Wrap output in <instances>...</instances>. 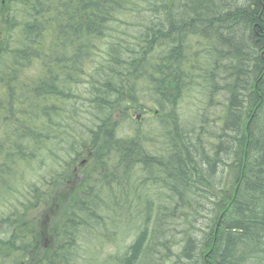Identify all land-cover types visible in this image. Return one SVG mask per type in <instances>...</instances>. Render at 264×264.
<instances>
[{
	"label": "trees",
	"instance_id": "obj_1",
	"mask_svg": "<svg viewBox=\"0 0 264 264\" xmlns=\"http://www.w3.org/2000/svg\"><path fill=\"white\" fill-rule=\"evenodd\" d=\"M4 200L0 264H74L117 206L131 249L87 264L264 259V0H0Z\"/></svg>",
	"mask_w": 264,
	"mask_h": 264
},
{
	"label": "rangeland",
	"instance_id": "obj_2",
	"mask_svg": "<svg viewBox=\"0 0 264 264\" xmlns=\"http://www.w3.org/2000/svg\"><path fill=\"white\" fill-rule=\"evenodd\" d=\"M137 26H138V24H136V27ZM151 98H154V96L152 94H147L145 96H142V100H145L146 102H148L149 100H151ZM212 101H213L214 108L210 110V113H213L212 115H214L215 112H216V110L218 109V111H219L221 108L218 107V101L216 99H213ZM149 103H152V102H149ZM183 104L184 105L181 106L180 112L182 113L183 118L185 120L190 118L187 121L189 122L191 120L190 123H192L193 122V119H194V116H195V112H199V110L202 108V105L201 104L199 105V103H196V102H190L189 100H186L185 103H183ZM189 105H190V107H189ZM148 106H152V105L149 104ZM188 112H190V114H193L194 113L193 114V117L191 115L192 118L190 117V114ZM144 117L146 119H150V118L153 117V113L146 114ZM138 119H140V117H138ZM148 123H152V122H148ZM149 138L150 139H155V136L153 134H151ZM154 144L157 145V146H160V143H159L158 140H156V141L153 140V143L151 144V147H150L152 152H156L157 151V150H153L152 149L153 146L157 148V146H155ZM161 147H162V141H161L160 148ZM74 167L77 168V169L80 168V162L76 166H74ZM146 183H148V185ZM149 183H151V182H149V181L143 182L142 183L143 187L141 189H139V190L142 191V192H148L149 191V194L150 195H155V192L157 190V187L154 186L155 182H154V184H152L153 182L151 183L153 186L151 184H149ZM149 186H151V187L149 188ZM117 193L115 195H113L112 201L113 200H116L115 197H116V195H118ZM74 197H75V195H73L69 200L70 201H74ZM103 197L104 198H107L108 195H103ZM133 199H135V198L132 197V199H130L129 201L131 202ZM140 201L143 202L142 199ZM96 202H98V201H96ZM1 204L3 206L0 209V216L1 215H5L6 216L8 214V211H9V208H7L6 205L7 204H10V202L4 200V201L1 202ZM119 210H120V207H118V206L115 207L109 213V215H111V216H109L108 219H105L103 221L104 228L106 229V231L104 230V228H101L100 229V233L101 234H105L104 237H102V238L99 239V236L98 235L91 234L89 236L90 239H91L90 241L84 240L83 243H81V242L79 243L77 241V244H78L77 245V255H78V258L75 259L76 262H74V264H76V263L77 264H87L86 261L84 260V256H86L87 251H90V250H91L90 251L91 253L92 252L95 253V251H99L101 253V256H102L101 257L102 258V261L105 260V258H109V256L111 254H114V255L118 254L120 257H123V258L127 255V253L129 252V249H131V245L135 241V238L137 236V230H135V229L132 230V228L129 226L128 223H126L125 221H122V220H126V219L123 216H121V217L118 216V211ZM40 211L41 212L38 211L40 214L45 213V212H52V215H51V221H52V223L50 224V226H53V225L57 226V225H59V223L62 220V213L61 212L59 213L56 210L42 211V209ZM38 212L35 211V210L27 211V217H31V218L32 217H35V215L38 214ZM14 214H15V217H16V215H19L18 212L17 213H14ZM59 218H60V221H59ZM115 219H118V220H115ZM128 245H129V247H128ZM255 257H253V258H255ZM247 263L248 264H264V259L261 258V257H258V259H253L250 262V259L249 258H247V259L245 258V260L241 264H247Z\"/></svg>",
	"mask_w": 264,
	"mask_h": 264
},
{
	"label": "bare ground",
	"instance_id": "obj_3",
	"mask_svg": "<svg viewBox=\"0 0 264 264\" xmlns=\"http://www.w3.org/2000/svg\"><path fill=\"white\" fill-rule=\"evenodd\" d=\"M229 1H230V0H229ZM233 3H234V2H233ZM207 14H208V13H207ZM133 19H135V18H133ZM157 19H158V18H157ZM248 29H249V28H248ZM247 35H248V34H247ZM215 38H216V37H215ZM202 40H203V39H202ZM194 41H195V40H194ZM204 42H205V41H204ZM186 43H187V42H186ZM185 45H186V44H185ZM197 46H198V45H197ZM213 47H214V46H213ZM187 48H188V47H187ZM186 50H187V49H186ZM214 50H215V49H214ZM202 51H203V50H202ZM214 52H215V51H214ZM189 54H190V53H189ZM197 54H198V53H197ZM205 55H206V54H205ZM208 55H209V54H208ZM189 56H190V55H189ZM189 58H190V57H189ZM198 58H199V57H198ZM192 60H193V59H192ZM212 60H213V59H212ZM216 60H217V59H216ZM219 60H220V59H219ZM194 61H195V60H194ZM226 62H227V61H226ZM222 63H223V61H222ZM222 63H221V64H222ZM187 64H188V63H187ZM207 64H208V63H207ZM213 65L215 66V64H213ZM217 65H218V64H217ZM217 65H216V66H217ZM224 65H225V64H224ZM226 65H227V64H226ZM180 66H181V65H180ZM209 66H210V65H209ZM209 66H208V67H209ZM220 66H223V64L220 65ZM210 67H212V66H210ZM187 68H188V67H187ZM220 68H221V67H220ZM206 69L208 70V69H210V68H206ZM216 69H217V68H215V71H216ZM223 69H224V68H223ZM182 70H183V69H182ZM192 70H193V69H192ZM210 70H211V69H210ZM212 70H213V69H212ZM220 70H221V69H220ZM210 72H211V71H210ZM210 72H208V73H210ZM217 72H218V71H217ZM192 73H193V72H192ZM212 73H213V71H212ZM212 73H210V74H212ZM145 74H146V73H145ZM187 74H188V73H187ZM194 74H195V73H194ZM206 74H207V73H206ZM206 74H205V75H206ZM210 74H207L206 76H208V75H210ZM220 74H221V73H220ZM161 77H162V76H161ZM183 77H184V76H183ZM217 77H218V76H217ZM250 80H251V79H250ZM196 83H197V82H196ZM213 83H214V82H213ZM255 84H256V83H255ZM244 85H245V84H244ZM214 86H215V85H214ZM262 89H263V88H262ZM182 91H183V88H182ZM183 92H184V91H183ZM185 92H186V90H185ZM243 92H244V91H243ZM181 93H182V92H181ZM186 93H187V92H186ZM201 93H202V92H201ZM182 94H183V93H182ZM182 94H181V96H182ZM184 94H185V93H184ZM187 94H188V93H187ZM206 95H208V94H206ZM183 96H185V95H183ZM200 96H201V95H200ZM186 97H187V95H186ZM197 97H198V96H197ZM179 98H180V97H179ZM184 98H185V97H184ZM189 98L191 99V96H189ZM192 98H193V97H192ZM181 99H182V98H181ZM176 100H177V99H176ZM192 100H193V99H192ZM182 102H183V101H181V103H182ZM184 103H185V101H184ZM89 104H90V103H89ZM178 104H179V103H178ZM186 104H187V103H186ZM190 104H191V103H190ZM183 105H184V104H183ZM199 105H200V104H199ZM180 107H181V106H180ZM180 107H179V108H180ZM189 107H190V105H189ZM191 107H192V106H191ZM200 107H201V106H200ZM187 108H188V107H187ZM90 109H91V108H90ZM183 110H184V109H183ZM191 110H192V109H191ZM176 111H177V110H176ZM192 112H193V111H192ZM192 112H191V113H192ZM199 112H200V111H199ZM54 113H55V112H54ZM188 113L190 114V112H188ZM200 113H201V112H200ZM203 113H204V112H203ZM193 114H194V113H193ZM193 114H190V117H191V115H192V117H193ZM54 115H55V114H54ZM195 115H196V114H195ZM181 116H182V115H181ZM181 116H179V117H181ZM55 117H56V116H55ZM186 117H187V116H186ZM188 117H189V116H188ZM192 117H191V118H192ZM194 117H195V116H194ZM196 117H197V116H196ZM196 117H195V118H196ZM198 117H199V116H198ZM198 117H197L196 119H199V118H200V117H199V118H198ZM61 119H62V118H61ZM181 119H182V118H181ZM181 119H180V120H181ZM183 119H184V118H183ZM189 119H190V118H189ZM189 119H186V120H189ZM67 120H68V119H67ZM169 120H170V119H169ZM184 120H185V119H184ZM199 120H200V119H199ZM181 122H183V121L181 120ZM185 122H186V121L183 122L184 125H186ZM189 122H191V120H190ZM195 122H196V121H195ZM197 123H198V122H197ZM199 123H200V122H199ZM199 123H198V124H199ZM189 125H190V124H189ZM189 125H188V126H189ZM192 126H193V125H192ZM195 126H196V125H195ZM184 128H185V127H184ZM193 128H194V127H193ZM195 128H196V127H195ZM191 129H192V128H191ZM197 129H198V128H197ZM186 130H187V129L185 128V131H186ZM142 131H143V130H142ZM192 131H193V129H192ZM192 131H191V132H192ZM194 131H195V130H194ZM187 132H190V131L187 130ZM216 132H217V131H216ZM140 133H141V132H140ZM150 133H151V132H150ZM158 134H159V133H158ZM213 134H214V133H213ZM214 135H216V133H215ZM214 135H213V136H214ZM159 136H160V135H159ZM217 137H218V136H217ZM217 137H215V138H217ZM219 138H220V137H219ZM156 139H157V138H156ZM216 140H217V139H216ZM143 141H144V140H143ZM159 143H161V142H159ZM212 145H213V144H212ZM160 146H161V145H160ZM203 149H204V148H203ZM205 150H206V149H205ZM171 152H172V151H171ZM199 152H200V151H199ZM224 160H225V159H224ZM209 161H210V160H209ZM225 161H226V160H225ZM135 164H136V163H135ZM142 164H143V163H142ZM220 165H221V164H220ZM227 166H228V165H227ZM138 167H139V166H138ZM231 167H232V166H231ZM219 169H220V168H219ZM132 171H133V170H132ZM145 172H146V171H145ZM145 175H146V174H145ZM150 176H151V175H150ZM198 176H199V175H198ZM261 176H262V175H261ZM195 178H196V177H195ZM149 179H150V178H149ZM151 179H152V178H151ZM147 180H148V179H147ZM153 181H154V180H153ZM231 181H232V180H231ZM130 182H131V181H130ZM155 182H156V181H155ZM242 182H243V181H242ZM159 183H162V182H159ZM116 184H117V183H116ZM146 184L148 185V183H146ZM146 184H145V185H146ZM149 184H151V183H149ZM152 184H154V182H153ZM152 184H151V185H152ZM155 184H156V183H155ZM155 184H154V185H155ZM226 185H227V184H226ZM226 185H225V186H226ZM228 185H229V184H228ZM114 186H115V185H114ZM117 186H118V185H117ZM152 186H153V185H152ZM150 187H151V186H149V188H150ZM156 187H158V185H157ZM162 187H163V186H162ZM219 187H220V186H219ZM110 188H111V187H110ZM147 188H148V187H147ZM160 188H161V187H160ZM161 189H163V188H161ZM164 189H165V188H164ZM229 189L231 190V188H229ZM147 191H148V190H147ZM154 191H155V190H154ZM169 191H170V190H169ZM148 192H149V191H148ZM227 192H229V191H227ZM230 192H232V191H230ZM155 194H158V193H155ZM162 195H163V194H162ZM167 195H168V194H166V196H167ZM156 196H157V195H156ZM156 196H155V197H156ZM168 196H169V195H168ZM153 197H154V196H153ZM153 197H152V198H153ZM156 198H157V197H156ZM158 198H159V197H158ZM158 198L155 199V200H158ZM167 198H169V197H167ZM149 199H151V198H149ZM149 199H148V200H149ZM153 199H154V198H153ZM212 199H213V198H212ZM151 200H152V199H151ZM179 200H180V199H179ZM147 202H148V201H147ZM154 202H158V201H154ZM190 202H191V201H190ZM230 202H231V201H230ZM145 203H146V202H145ZM167 203H168V202H167ZM147 204H148V203H147ZM147 204H146V205H147ZM154 205H155V204H154ZM156 205H157V204H156ZM172 205H173V204H172ZM145 207H146V206H145ZM141 208H142V207H141ZM145 209H146V208H145ZM100 210H101V209H100ZM90 211H91V210H90ZM101 211H102V210H101ZM135 211H137V210H135ZM98 212H99V211H98ZM80 213H81V211H80ZM143 213H144V211H143ZM143 213H142V214H143ZM133 214H134V213H133ZM226 214H227V213H226ZM96 215H97V214H96ZM211 216H213V215H211ZM223 216H224V215H223ZM137 217H138V216H137ZM139 217H140V216H139ZM141 217H142V216H141ZM133 218H134V217H133ZM216 218H217V217H216ZM153 219H154V218H153ZM131 220H132V219H131ZM183 220H184V219H183ZM169 221H170V220H169ZM215 222H216V221H215ZM152 223H153V222H152ZM199 223H200V222H199ZM82 224H83V223H82ZM217 225H218V224H217ZM217 225H216V226H217ZM220 226H221V225H220ZM224 226H225V225H224ZM89 227H90V226H89ZM171 227H172V226H171ZM180 228H181V227H180ZM191 228H192V227H191ZM221 228H222V227H221ZM177 229H178V228H177ZM130 230H131V229H130ZM139 231H140V230H139ZM224 231H225V230H224ZM201 232H202V231H201ZM89 233H90V232H89ZM133 233H134V232H133ZM160 233H161V232H160ZM174 233H175V232H174ZM75 234H76V233H75ZM90 234H91V233H90ZM96 235H97V234H96ZM167 235H168V234H167ZM182 235H183V234H182ZM214 237H215V236H214ZM162 239H163V238H162ZM130 241H131V240H130ZM180 241H181V240H180ZM67 244H68V243H67ZM128 247H129V245H128ZM199 248H200V247H199ZM255 248H256V247H255ZM161 249H162V248H161ZM240 250H241V249H240ZM242 250H243V249H242ZM259 252H260V250H259ZM125 253H126V252H125ZM205 253H206V252H205ZM117 255H118V254H117ZM107 257H108V256H107ZM204 257H205V256H204ZM182 258H183V257H182ZM199 258H200V257H199ZM112 259H113V258H112ZM137 259H138V258H137ZM177 259H178V258H177ZM161 260H162V259H161ZM91 261H92V259H91ZM111 262H112V261H111ZM259 262H260V261H259ZM83 263H84V262H83ZM170 263H171V262H170ZM197 263H198V262H197ZM245 263H246V262H245ZM91 264H92V263H91ZM247 264H248V263H247Z\"/></svg>",
	"mask_w": 264,
	"mask_h": 264
}]
</instances>
